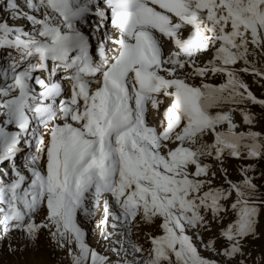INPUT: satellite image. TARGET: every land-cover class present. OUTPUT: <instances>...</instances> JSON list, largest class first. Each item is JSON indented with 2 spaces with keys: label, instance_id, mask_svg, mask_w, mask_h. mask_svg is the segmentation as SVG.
<instances>
[{
  "label": "snow or ice",
  "instance_id": "1",
  "mask_svg": "<svg viewBox=\"0 0 264 264\" xmlns=\"http://www.w3.org/2000/svg\"><path fill=\"white\" fill-rule=\"evenodd\" d=\"M245 75L264 82V0H4L0 240L46 233L67 264H264Z\"/></svg>",
  "mask_w": 264,
  "mask_h": 264
},
{
  "label": "rangeland",
  "instance_id": "2",
  "mask_svg": "<svg viewBox=\"0 0 264 264\" xmlns=\"http://www.w3.org/2000/svg\"><path fill=\"white\" fill-rule=\"evenodd\" d=\"M0 2H3V0H0ZM2 6L3 4L0 3V8H2ZM246 77V81L250 82L255 87L254 91L260 88L259 92L255 95L264 97V82H254L250 75H246ZM252 110L257 114L262 111L259 106H255ZM261 125H264V120L260 121L257 127L259 128ZM21 161L19 163H21ZM94 224L95 222L93 221L92 227H90V224H88L89 229L86 227L87 241L93 247H97L99 230H93ZM108 230H112L110 224ZM11 242L15 245L16 250L14 252L8 251L7 239L0 240V264H67L64 253L56 248L55 244L50 241L46 233L42 232L39 239L32 244L26 241L21 242L19 234H13ZM103 244L104 242L100 241L99 248H102ZM249 247L252 251V257L254 258L264 250V239L251 241Z\"/></svg>",
  "mask_w": 264,
  "mask_h": 264
},
{
  "label": "bare ground",
  "instance_id": "3",
  "mask_svg": "<svg viewBox=\"0 0 264 264\" xmlns=\"http://www.w3.org/2000/svg\"><path fill=\"white\" fill-rule=\"evenodd\" d=\"M1 4H3L4 3V0H3V2H0ZM21 160H23V157L21 156V157H18V159H17V163L19 164V162L21 161ZM110 224V223H109ZM85 227H87L88 229H89V227H88V224H85ZM90 227H92V223L90 224ZM88 234H89V232H88Z\"/></svg>",
  "mask_w": 264,
  "mask_h": 264
}]
</instances>
